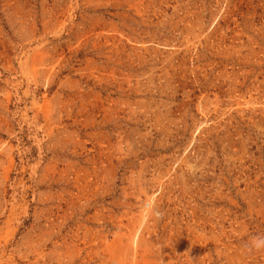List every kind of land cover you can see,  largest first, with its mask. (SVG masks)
Returning a JSON list of instances; mask_svg holds the SVG:
<instances>
[{
  "label": "rangeland",
  "instance_id": "rangeland-1",
  "mask_svg": "<svg viewBox=\"0 0 264 264\" xmlns=\"http://www.w3.org/2000/svg\"><path fill=\"white\" fill-rule=\"evenodd\" d=\"M257 235L264 0H0V264H264Z\"/></svg>",
  "mask_w": 264,
  "mask_h": 264
},
{
  "label": "clouds",
  "instance_id": "clouds-1",
  "mask_svg": "<svg viewBox=\"0 0 264 264\" xmlns=\"http://www.w3.org/2000/svg\"><path fill=\"white\" fill-rule=\"evenodd\" d=\"M188 170L190 174L194 175L197 169H195L193 166H190ZM245 248L248 252L260 251L264 249V235L252 237L251 241L245 246Z\"/></svg>",
  "mask_w": 264,
  "mask_h": 264
}]
</instances>
